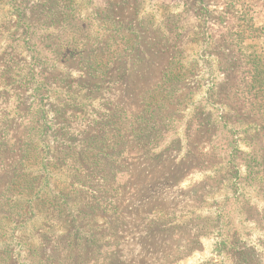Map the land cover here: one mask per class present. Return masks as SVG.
Here are the masks:
<instances>
[{"label":"rangeland","instance_id":"374dc122","mask_svg":"<svg viewBox=\"0 0 264 264\" xmlns=\"http://www.w3.org/2000/svg\"><path fill=\"white\" fill-rule=\"evenodd\" d=\"M55 2L13 0L12 22L0 15V54L14 50L0 73L25 67L30 81L0 105L12 155L0 160V201L25 162L30 180L49 174L52 193L79 201L82 230L23 211L33 194L16 184L19 227L0 232V264H264V0H59L53 12ZM118 14L161 38L177 22L176 50L141 82H129V68L126 82L107 77L86 91L78 63H66L107 53ZM55 50L65 63L52 68ZM64 103L78 117L58 137ZM91 149L104 170L74 164Z\"/></svg>","mask_w":264,"mask_h":264},{"label":"trees","instance_id":"16d2710c","mask_svg":"<svg viewBox=\"0 0 264 264\" xmlns=\"http://www.w3.org/2000/svg\"><path fill=\"white\" fill-rule=\"evenodd\" d=\"M58 1L59 0L54 3L55 7L52 10L53 12H56L58 9ZM12 4L13 0H0V15L7 18V22H12ZM118 15H120L119 18H113V23L111 24V28L109 30L110 36L107 43H110L111 41V48L107 53L103 54V48L99 50L95 55L89 54L87 50H82L78 53V55H76H80V57H74L70 60L71 62L66 63V65H69L72 62L78 63L77 68L84 73L81 74V79L78 80L77 85H80L79 87L81 88L85 87L86 91H91L92 89H94V85H97L96 83H101V81L105 80L107 77L113 79L114 83H118L120 81L126 82V72H128L130 69L133 72L132 74H129L132 75V80H129V82L134 84V82H138L137 79H139L141 82L142 79L147 78L146 75H148V73L156 66L159 56L172 54L176 50L175 43L179 40L180 30L182 29L181 25H177V22H171L168 25L170 27L167 28V31L158 30V33L164 36L163 38H161L158 35L153 34L156 31L155 29L153 30L148 26L149 23L147 24L141 19L139 21L134 20L135 22H131L126 20L123 15ZM168 23L169 22H163L161 20L159 25L166 26ZM126 50H130L129 53H133L134 57L127 56L126 58ZM56 53L57 50H55V56L52 55L45 58L46 63H50V66L52 68L59 65L61 62L65 63L62 58L56 56ZM13 54V49H11L10 52L4 51L1 52L0 58L3 59V56H12ZM97 55L101 56L99 57ZM172 57L173 56H171L170 58ZM170 63H172V61H170ZM105 66H107L105 72H103L100 76H96V73L99 71V69L101 67L104 68ZM157 66V68L161 67V65ZM24 68L25 67H23L21 70L13 69L12 65L9 64L4 66L2 72L0 73V105L9 102L11 91L14 88H19L29 84L30 81L28 79V73L26 74L24 72ZM167 70L168 67H166L164 73H166ZM95 77H99L100 80L95 82ZM63 79H67L68 81H70L73 79V77L67 73L66 75H64ZM109 81L111 80L109 79ZM121 83L123 82H120V84ZM138 89L142 88L138 87ZM170 98L171 96L169 97V99ZM146 99L147 98H144V100ZM153 102L158 106L162 104L159 102V100L151 101V103ZM84 105L87 106L86 103ZM76 108H79V106H76ZM68 109L70 108L67 107L66 103H64L62 107H59L58 110L56 109L59 117L62 118V121H60V127L64 126V128H61V131L59 129V131L55 130L58 137L68 136V130L71 126L70 120L78 117L76 112L68 111ZM68 115H70L71 119H69ZM119 128H121V125L119 124L117 126L114 123L113 129L117 130ZM40 129L41 126H39L36 132L38 130L40 131ZM146 129L147 125H141L136 129V132L144 133ZM195 129L197 131L198 128L196 127ZM6 131L7 127H4L2 124H0V160H4L5 158L12 156L11 154H9L11 153L10 143L6 142L5 140L7 136L5 133ZM71 139L73 141L76 140L75 134L71 135ZM145 139L147 143H150V141L151 143L154 142L151 139ZM91 141L92 138H88L83 142L90 143ZM94 147H98L100 149L102 148V146L96 142H94ZM99 153L100 152H98V154ZM74 154L78 156V159L74 160V164L78 163L81 166V170L90 169L91 171H98L99 169L104 170L107 166V164H102L104 161H106V159L101 161V158L93 149L88 152H74ZM116 157L118 156L116 155ZM19 161L20 163L23 161L22 155L19 158ZM38 163H41L42 167L45 166L42 161H39ZM16 170L18 171V173L17 171H15L11 175L10 182L8 183H10L11 185L13 184V186H19L16 184L21 185L24 181H27L25 185L20 186L21 188L19 190V194H21L22 196H24L25 194H33L32 199L30 200L31 205L23 206V211L27 212L28 210L30 211V208H32V214L41 212L40 214L45 218L53 221V224L58 222L61 225V229L66 224V222H69V224L74 225L75 232H80L82 230L81 226L77 224V221L81 217L80 215H77V211L79 210L80 205L79 201L75 200L71 202L67 193H62L60 191L57 193H52L55 192L54 189L57 188V185L55 184L56 181L53 180V177L51 175L48 174L47 177L41 174H37L33 177V180H30L26 175L25 162L22 167ZM44 179L49 180V186H39L38 183ZM13 186H10L8 188V195L6 196L7 198L0 201V232H2L3 235L10 234V232L8 231H12L13 225L15 223L14 218H12L13 212L11 209L15 204L17 205V199L15 200L17 194L14 193ZM65 189L66 188H64V190ZM1 211H3V213ZM82 211L84 212V209H82ZM14 227H19V224L14 225ZM24 228L28 227L24 226Z\"/></svg>","mask_w":264,"mask_h":264}]
</instances>
